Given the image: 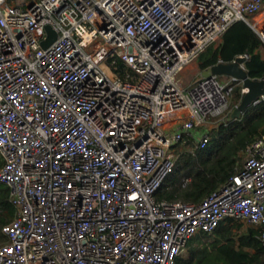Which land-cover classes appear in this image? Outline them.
I'll use <instances>...</instances> for the list:
<instances>
[{"label":"built area","instance_id":"obj_1","mask_svg":"<svg viewBox=\"0 0 264 264\" xmlns=\"http://www.w3.org/2000/svg\"><path fill=\"white\" fill-rule=\"evenodd\" d=\"M9 1L0 182L17 217L0 264H177L194 236L228 219L259 227L264 246V137L202 203L156 199L176 147L196 138L206 149V125L235 88L202 76L185 88L183 71L238 21L264 43V18L254 21L264 0ZM47 26L58 37L44 49Z\"/></svg>","mask_w":264,"mask_h":264},{"label":"trees","instance_id":"obj_2","mask_svg":"<svg viewBox=\"0 0 264 264\" xmlns=\"http://www.w3.org/2000/svg\"><path fill=\"white\" fill-rule=\"evenodd\" d=\"M264 43L244 21L234 23L218 44L210 46L199 58L201 73L218 64L233 62L241 55L250 59L245 68L252 79H264ZM114 72L125 80L132 71L121 61ZM201 77V76H200ZM229 108L204 150H196V138H188L176 147L177 162L173 173L156 195L158 202L200 204L231 177L238 174L248 158V149L264 137V101L249 108L241 120H231L234 109L241 103L243 86L236 82ZM215 119V118H213ZM212 119V120H213ZM216 120V119H215ZM0 154V170L4 165ZM17 217L10 188L0 182V245L8 243L3 228ZM261 229L248 223L228 219L212 233H199L188 243L177 264H264Z\"/></svg>","mask_w":264,"mask_h":264},{"label":"water","instance_id":"obj_3","mask_svg":"<svg viewBox=\"0 0 264 264\" xmlns=\"http://www.w3.org/2000/svg\"><path fill=\"white\" fill-rule=\"evenodd\" d=\"M46 30L49 38L41 44L44 49L50 47L58 37L57 32L50 26H47ZM245 62L246 60L239 56L230 63L220 61L201 73L203 78L226 76L242 84L245 90L244 96L241 103L234 109L231 120H241L249 108L264 101V79H252L243 66Z\"/></svg>","mask_w":264,"mask_h":264},{"label":"rangeland","instance_id":"obj_4","mask_svg":"<svg viewBox=\"0 0 264 264\" xmlns=\"http://www.w3.org/2000/svg\"><path fill=\"white\" fill-rule=\"evenodd\" d=\"M23 2L29 1V0H21ZM10 3H12V0L9 1ZM221 40V39H220ZM219 41H217L215 43L218 44ZM201 76V69L199 68V62H198V58L192 63L190 64L182 73V82H183V86L189 87V85L192 84V82H194L196 79L200 78ZM232 78L230 77H226V76H220L218 77V81L226 86H236L237 83L232 82L231 80ZM219 120H221L220 118L215 119H211L209 120V122L206 125V128L209 129L210 131H212L215 127H217ZM1 154V153H0ZM4 160V159H3Z\"/></svg>","mask_w":264,"mask_h":264},{"label":"crops","instance_id":"obj_5","mask_svg":"<svg viewBox=\"0 0 264 264\" xmlns=\"http://www.w3.org/2000/svg\"><path fill=\"white\" fill-rule=\"evenodd\" d=\"M263 18H264V10L256 16L254 21H256V20L259 21V20H261ZM262 54H263V57H264V48L262 49Z\"/></svg>","mask_w":264,"mask_h":264}]
</instances>
